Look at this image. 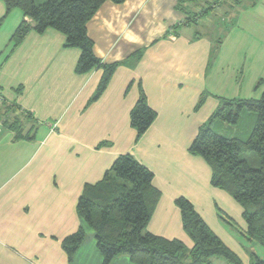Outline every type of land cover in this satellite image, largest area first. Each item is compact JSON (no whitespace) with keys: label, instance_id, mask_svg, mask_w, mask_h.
I'll list each match as a JSON object with an SVG mask.
<instances>
[{"label":"crops","instance_id":"obj_1","mask_svg":"<svg viewBox=\"0 0 264 264\" xmlns=\"http://www.w3.org/2000/svg\"><path fill=\"white\" fill-rule=\"evenodd\" d=\"M11 13L5 17L0 1V90L30 116L26 132L34 130L16 139L0 127V264H102L76 203L123 154L152 173L160 194L150 234L191 247L174 205L179 197L199 216L204 192L234 208L188 148L222 101L264 92L256 89L264 83V0L104 2L86 31L95 57L117 67L96 100L102 70L77 74L80 52L51 29L29 32L13 49L9 39L28 18ZM206 19L211 32L197 31ZM140 90L156 118L136 143L129 114ZM80 226L85 238L69 261L62 242ZM110 264L132 263L121 256Z\"/></svg>","mask_w":264,"mask_h":264},{"label":"trees","instance_id":"obj_2","mask_svg":"<svg viewBox=\"0 0 264 264\" xmlns=\"http://www.w3.org/2000/svg\"><path fill=\"white\" fill-rule=\"evenodd\" d=\"M0 1L5 6V17L12 10H18L30 20L22 21L10 37L9 45L13 49L31 31L43 34L48 29L54 30L64 37L65 48L80 52L75 69L77 74L102 70L93 100L104 92L117 66L104 64L95 57L86 24L104 2L121 4L124 0H45L42 4H36L34 0ZM190 1L198 0H178L179 4ZM188 20L192 22L194 17ZM261 84L259 81L256 89ZM242 111L257 116L247 141L223 137L210 129L209 125L215 120L236 124ZM155 118L156 113L140 90L129 114L130 126L136 131V143ZM5 122L3 128L12 131L16 139L30 138V134L23 136L24 128L19 119L12 124L8 119ZM33 130L30 128L28 133ZM188 152L204 160L211 171L213 187L245 208L243 218L247 227L243 236L264 247V92L256 100L222 101L219 109L200 128ZM152 180L153 175L147 168L131 155L123 154L114 160L100 182L84 186L76 203V213L81 223L93 232L102 264H110L121 256L128 257L132 264H213L218 258L228 264H243L207 228L192 204L183 197L176 198L174 205L180 212L183 231L192 242L190 249L178 240H167L147 232L160 196L153 188ZM247 206L252 210L247 211ZM84 238L85 231L81 226L64 238L62 248L69 261ZM251 259L249 264H264V260L255 255Z\"/></svg>","mask_w":264,"mask_h":264},{"label":"rangeland","instance_id":"obj_3","mask_svg":"<svg viewBox=\"0 0 264 264\" xmlns=\"http://www.w3.org/2000/svg\"><path fill=\"white\" fill-rule=\"evenodd\" d=\"M34 1L36 4H42L45 0H34ZM19 13L20 11L18 10H12L11 17ZM9 21H11V18L8 19V22ZM28 22H30L29 19H28ZM202 24L204 25V27L198 26L196 28L197 31L211 32L210 28H206L205 26L208 24V19H206L205 22H202ZM8 26L10 25L7 24V27ZM220 34L221 32H217V34L215 33L214 35L216 36L215 38L217 39ZM263 84H261L259 88H263L264 87ZM4 96H5V93H2V91L0 90V127L1 129L3 128L4 126L3 124L6 123L5 121L7 119L10 122V124L14 123L16 119H19L21 126L24 128L23 135H28L29 133L26 132V130H27V127L31 125V122L28 121L27 118H25L26 115L22 113L19 109L15 110L12 104L6 103L5 102L6 99L4 100ZM10 107L14 109L13 112L10 111L11 109ZM252 115L254 116L253 121L248 117V114L245 113L244 111L240 113L239 120L237 121L236 124H225V123L223 124L221 120H215V122L211 123L209 127L215 134H218L220 136L227 137V138H238V140L245 142L249 138L253 130V127L255 125L256 119H257V116L255 114H252ZM212 190L221 192V190L216 187H213ZM204 195H205V199L203 201H208V204L205 205L204 209L200 210V215H201L200 218L206 224L207 228L232 253H234L243 264L245 262L247 264H249V262L251 263L252 262L251 258L253 257V255L264 260V247L255 242H250L243 236V234L246 231V227H247L246 222L243 218V213L245 211V208L227 196L226 197L228 201H230V203L234 205V208L231 206L225 205L226 200L218 197L216 194L212 192H209V193L204 192ZM251 210L252 209L250 207L248 208L247 206V211H251ZM227 223H230L231 225H228ZM222 227L225 228L223 232H221L223 229ZM191 246H192V243H191ZM187 248L190 249V247H187ZM213 264H228V263L225 262V260L218 258V259L213 260Z\"/></svg>","mask_w":264,"mask_h":264}]
</instances>
